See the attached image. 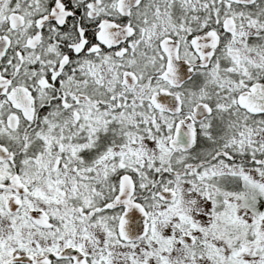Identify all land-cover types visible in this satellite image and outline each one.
Returning <instances> with one entry per match:
<instances>
[{
	"label": "snow or ice",
	"instance_id": "obj_1",
	"mask_svg": "<svg viewBox=\"0 0 264 264\" xmlns=\"http://www.w3.org/2000/svg\"><path fill=\"white\" fill-rule=\"evenodd\" d=\"M0 264H264V0H0Z\"/></svg>",
	"mask_w": 264,
	"mask_h": 264
}]
</instances>
